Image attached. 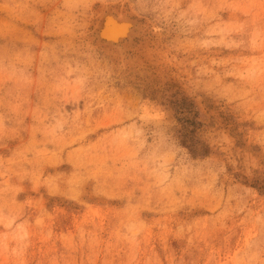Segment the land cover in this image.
Returning <instances> with one entry per match:
<instances>
[{
	"label": "rangeland",
	"instance_id": "1",
	"mask_svg": "<svg viewBox=\"0 0 264 264\" xmlns=\"http://www.w3.org/2000/svg\"><path fill=\"white\" fill-rule=\"evenodd\" d=\"M0 264H264V0H0Z\"/></svg>",
	"mask_w": 264,
	"mask_h": 264
},
{
	"label": "bare ground",
	"instance_id": "2",
	"mask_svg": "<svg viewBox=\"0 0 264 264\" xmlns=\"http://www.w3.org/2000/svg\"><path fill=\"white\" fill-rule=\"evenodd\" d=\"M126 17H128V19H130V23L131 22H133V21H131L133 18L132 17H134V16H130V15H126ZM109 18H112L111 20L109 19ZM118 18V17H117ZM122 17H120V19H121ZM103 19V18H102ZM107 19H109V21H107V23H106V21L104 22V29H103V36L106 38V39H108V40H112V41H117L118 39H120V38H123L125 35H126V33H127V31H128V29H129V24L127 23V22H124V21H119V19L117 20V19H115V18H113V17H107ZM127 19V20H128ZM106 20V19H105ZM101 24H102V21H101ZM97 25V24H96ZM132 26V25H131ZM134 27V26H133ZM130 33H133V32H128L127 33V35L126 36H129V35H132V34H130ZM133 36V35H132ZM135 36V35H134ZM97 38V37H96ZM130 38V36L128 37V39ZM132 38H130L129 40H131ZM103 41V40H102ZM122 41V40H121ZM103 42H105V41H103ZM129 42V41H128ZM133 43H134V41H133ZM105 44V43H104ZM107 44H109V45H113V43L112 42H106V45ZM119 44V43H118ZM122 44H124V43H122ZM121 44V45H122ZM118 46V45H117ZM117 46H116V48H117ZM124 46V45H123ZM119 47H121V46H119ZM118 47V48H119ZM113 48V47H112ZM116 49V50H119L120 51V49ZM110 49V48H109ZM115 49V48H114ZM112 51V50H111ZM118 51V52H119ZM117 54H119L120 55V53H117Z\"/></svg>",
	"mask_w": 264,
	"mask_h": 264
},
{
	"label": "water",
	"instance_id": "3",
	"mask_svg": "<svg viewBox=\"0 0 264 264\" xmlns=\"http://www.w3.org/2000/svg\"><path fill=\"white\" fill-rule=\"evenodd\" d=\"M110 20L112 19V18H109ZM109 19H107L108 21H109Z\"/></svg>",
	"mask_w": 264,
	"mask_h": 264
}]
</instances>
